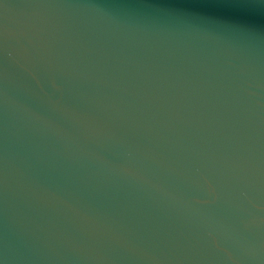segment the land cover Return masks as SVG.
I'll return each instance as SVG.
<instances>
[{
  "label": "water",
  "instance_id": "95a60500",
  "mask_svg": "<svg viewBox=\"0 0 264 264\" xmlns=\"http://www.w3.org/2000/svg\"><path fill=\"white\" fill-rule=\"evenodd\" d=\"M0 264H264V0H0Z\"/></svg>",
  "mask_w": 264,
  "mask_h": 264
}]
</instances>
